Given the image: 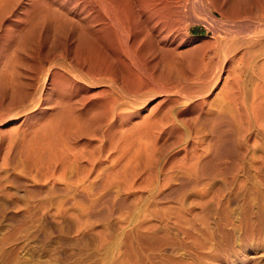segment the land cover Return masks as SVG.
I'll list each match as a JSON object with an SVG mask.
<instances>
[{
  "label": "bare ground",
  "instance_id": "1",
  "mask_svg": "<svg viewBox=\"0 0 264 264\" xmlns=\"http://www.w3.org/2000/svg\"><path fill=\"white\" fill-rule=\"evenodd\" d=\"M248 178L264 186V0H0V236L179 256L170 235L237 211Z\"/></svg>",
  "mask_w": 264,
  "mask_h": 264
},
{
  "label": "rangeland",
  "instance_id": "2",
  "mask_svg": "<svg viewBox=\"0 0 264 264\" xmlns=\"http://www.w3.org/2000/svg\"><path fill=\"white\" fill-rule=\"evenodd\" d=\"M226 19L227 21H223L229 27V18ZM186 23L190 24L192 35L213 36L212 28L209 29L200 17L191 22L186 21ZM220 24L224 27L223 23ZM195 46L198 52L202 51L201 60L207 59L211 44L199 40ZM188 47L182 44L177 50L185 52ZM212 58V63L219 69L218 58ZM226 73L227 71L224 69L220 80L213 87V98L214 96L220 98L218 93L222 88L219 89V87L222 86L225 76H230L229 81L233 82L232 78L236 74L227 75ZM226 81L229 84V81ZM230 85L232 84H229L228 87ZM252 178L251 180L248 178L245 182V193L243 192L244 194L240 198L237 211L232 212L224 206L221 210L219 209L221 206H219L212 213L198 209L193 214L194 220L192 222L189 220L190 226H188L189 222H187L188 225L186 222H182L181 234L183 235L176 236L172 233V236L169 234L173 240L167 236L170 242L174 241L173 243H176L177 246L180 245L178 247L182 249V255L171 254L167 249L170 245L164 243L159 246V242H147L146 251L145 243L130 239L131 235L127 239L128 241L123 238L125 241L120 242L122 245L118 246L116 253L114 252L111 257L101 258V260L95 259V255L90 249L80 250L65 244L58 245L54 242L48 244L42 240L38 241L36 245H30L28 249H24L27 235L33 236L37 231L35 228L34 230L33 227L23 224L18 233L12 231L0 236V264H264V186L255 183Z\"/></svg>",
  "mask_w": 264,
  "mask_h": 264
}]
</instances>
